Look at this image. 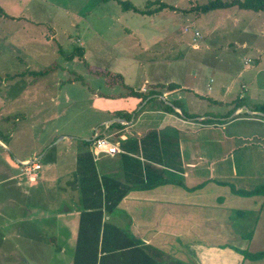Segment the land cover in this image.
Returning <instances> with one entry per match:
<instances>
[{"label":"crops","instance_id":"crops-1","mask_svg":"<svg viewBox=\"0 0 264 264\" xmlns=\"http://www.w3.org/2000/svg\"><path fill=\"white\" fill-rule=\"evenodd\" d=\"M211 14L215 13H201L196 18L202 23V15ZM206 19L209 26L211 21L208 17ZM224 20L217 19L216 30L223 27ZM196 31L200 30L197 28ZM205 34L208 33L202 34L201 40ZM244 34L248 33L239 31L236 36L221 33L218 41L209 39L224 46L234 37L243 47L247 44L241 38ZM198 48L209 51L212 44ZM260 51L261 47L255 49L260 65L253 71L244 69L251 77L242 80L240 85L230 78L203 82L200 74L207 69L201 58L184 57L180 61L195 63V72L188 73L192 81L165 77V73H160L165 60L149 59L148 63L156 61L159 65L154 68V62L148 67L149 72L146 68L140 74L135 71V77L144 78L141 88L126 79L121 70L113 68L123 75L128 87L144 94L151 90L161 91L154 94L153 99L149 97L144 101L137 96L126 97L124 94L128 89L123 85L108 86L103 76L91 74L86 65L82 71L86 76L72 73L77 77L70 80L85 78L83 83L92 95L89 99L93 101L91 109L98 117L78 130L54 125L51 140L42 150L22 149V153H18L15 146L18 132H12L5 124L18 117L5 118L4 128L0 129V264H75L82 216L80 176L87 170L89 163L85 154L88 152L92 154L102 181L103 197L106 200L108 196L109 202L102 208L105 230L102 228L100 244L96 250H90L85 262L264 264V258L254 261L240 252L258 251L253 248L257 226L245 230L243 219L252 210L258 211V221L264 217V196L242 194L255 190L257 186L237 188L229 182L227 172L233 154L238 153V158L246 159L253 155V151H260L247 144L245 132H237L228 126L232 122L228 114L233 107L237 115L238 109L245 104L258 111L263 92L257 78L264 74V56ZM87 55L84 49L86 63ZM137 59L131 58L138 67ZM231 73L235 72L231 70ZM89 74L103 80L100 89L93 87ZM244 74H234L232 79ZM170 83H176L177 87L169 90L161 86ZM62 84L57 82L59 87ZM117 87L122 89L117 90ZM103 88L107 92H102ZM100 95L111 104L98 103L96 98ZM61 96L67 103L74 98L65 91L54 97ZM111 99L117 100V104ZM122 99L124 103H120ZM238 101H241L240 105H236ZM174 102L180 106L168 109L166 105ZM208 104L212 106L211 114L206 110ZM53 113L55 120L56 113ZM24 115L21 113L20 116ZM90 116H94L93 113ZM115 118L122 120L114 121ZM205 120L213 122L205 123ZM108 121L110 126L100 129L99 126ZM99 129L117 146L115 155L94 154L93 142ZM200 131L211 136V143L203 138L204 134H199ZM240 135L244 140L238 139ZM27 138L30 137L24 135V139ZM204 141L205 145L202 144ZM32 160L41 165L35 179L24 170V163ZM261 162L260 166L264 159ZM249 175L253 173L241 170L244 183ZM83 261L82 257L79 264Z\"/></svg>","mask_w":264,"mask_h":264},{"label":"rangeland","instance_id":"rangeland-1","mask_svg":"<svg viewBox=\"0 0 264 264\" xmlns=\"http://www.w3.org/2000/svg\"><path fill=\"white\" fill-rule=\"evenodd\" d=\"M130 1L145 10L158 6L156 3L147 4L148 0ZM157 1L173 5L176 9L166 7L151 15L124 10L114 0L107 2L102 0H0V6L10 15L6 17L0 13V129L4 128L5 118L18 117L5 123L12 132L16 130L18 132L15 140L18 153H22V149H45L46 144L51 140L54 125H60L62 129L78 130L88 121L98 117V114L91 109L93 101L89 99L92 95L89 87L83 83L85 78L81 77L82 81L70 80L77 77L72 76V73H79L78 76L83 73L86 62L81 52L83 53L84 49L88 53L86 56L88 65L104 68V70L106 68L112 71H114L113 68L121 70L126 79L135 82L137 88H141L145 81L143 77H135V71H139L136 74H140L146 68L149 72L148 67H151L154 62V68H156L159 65L156 61L147 62L154 58L165 60L160 66L162 71L160 73H165V77L168 78L192 81L188 73L191 70L195 72L197 67L194 62H180L186 57L202 59L207 69L200 74L203 82L207 79L218 81L221 78H230V81L237 80L240 85L242 80L250 79V73L244 69L253 71V68L260 65L256 59L255 49L261 47L260 53L264 56V11L234 6L230 7L231 10L224 12L211 11L215 14L210 16L202 15L201 20L204 19V22L201 23L196 18L199 15L190 9L194 5L204 4L210 0ZM206 17L211 21L209 26L205 22ZM219 18L225 20L221 25L223 27L216 30L214 24ZM197 28L200 31L195 32ZM239 31L248 33L241 37L247 42L243 47L234 37L224 46H218L216 42L212 43L214 40L218 41L221 33L236 36ZM205 32L208 34H205L204 39L201 40ZM209 38H213V41L210 42ZM210 43L212 49L209 51L206 48L205 50L198 48ZM70 53L77 54L72 59H68L66 55ZM133 57L138 58V67L132 62ZM47 67H54V69L39 78L31 73L19 75L23 71H37ZM231 70L235 73L232 74ZM234 74L244 75L232 79ZM88 78L95 89L102 87L101 78L94 75ZM257 80L263 92L259 106L264 104V84L262 83L264 74L258 76ZM57 82L63 83L61 87L57 85ZM103 89L102 92H107L105 88ZM118 89L122 88L117 87ZM64 91L74 96L68 102L69 104L62 96L54 97L58 94L62 95ZM100 96L96 98L98 103L111 104L108 99ZM123 100H120V103H124ZM111 101L117 104V100L111 99ZM240 102L238 101L236 105H240ZM200 107L197 108L200 109ZM211 109L212 106L208 104L206 110L209 114ZM235 109L233 107L228 114L232 121L228 126L237 132H245L247 144L260 151H253V155L246 159L238 158V153L233 154L227 167L229 182L242 189H252L256 186V188H263L264 162L262 166L260 165L261 160L264 159V115L259 113L263 111L253 110L251 106L245 104L240 110L238 109L237 115L234 113ZM53 112L56 113L55 120H53ZM21 113L25 115L20 116ZM91 113L94 116H90ZM208 122L213 121L205 120V123ZM226 122L229 121L226 120ZM10 124H12L11 127ZM103 124L99 126L100 129L104 126L108 128L110 121ZM100 129L99 133H101ZM199 134H204L203 138L211 143V136L206 131H200ZM24 135L30 138L24 139ZM238 139L242 141L244 137L240 135ZM202 144L205 145V141ZM207 163L209 161H206ZM241 170L253 173L246 177L245 183ZM233 172L235 174H232ZM257 212L256 210L248 211L243 221L245 230L249 231L256 224V242L253 248L261 251L264 250V217L258 221ZM252 222L254 223L250 225Z\"/></svg>","mask_w":264,"mask_h":264},{"label":"trees","instance_id":"trees-1","mask_svg":"<svg viewBox=\"0 0 264 264\" xmlns=\"http://www.w3.org/2000/svg\"><path fill=\"white\" fill-rule=\"evenodd\" d=\"M103 2H107L110 0H102ZM117 1L124 10H133L135 12H140L143 14H154L155 12H158L166 7H170L172 9H176L173 5H168L165 2L157 1V0H148L147 4L150 3H156L158 4L157 7L149 10H145L142 8H139L136 6L132 1L130 0H114ZM238 6L242 9H251L254 11H264V0H210L207 3L204 4H198L191 7L190 10L195 11L197 14L201 13H207L215 9L220 8H229ZM0 13L3 14L6 17H10L2 7H0ZM82 48V47H81ZM77 53H70L67 54L68 59H72ZM80 55V54H79ZM81 55L83 53L81 52ZM87 68L90 70L91 73L97 75V76H103L106 79V84L108 86H114L115 84L124 85L128 88L127 93L124 95H132L141 97L144 101L145 99L151 97L153 99L154 94H159L161 91L158 90H151L147 94H144L143 92L137 91L131 87H128L124 81H123V75L119 72H113L110 70L105 71L104 68H97L92 65H88L86 63ZM54 69V67H47L41 70L33 71V70H27L21 72L19 75H25L26 73L33 74L36 78H39L41 76H44L51 72ZM80 79V78H78ZM163 87L168 88L169 90H172L177 87L176 83H170L168 85H161ZM123 96V95H121ZM168 109L174 110L175 107H179V103L174 102V104H167L166 105ZM175 106V107H174ZM259 111L264 112V104L258 106ZM183 113L186 116L188 115L186 112L183 111ZM121 116V115H118ZM86 144L92 143V141H84ZM86 155V161H88L89 164L86 165L87 170H84L83 173H81L80 176V184H81V206H82V216H81V222H80V230H79V240L78 245L76 249V260L75 264H79V260L83 257V263L82 264H89L90 260L88 262H85V257L89 255L90 250L93 248L96 250L98 248V245L100 244V234L103 228V231L105 230V222L103 221V211L102 208L104 206V203H106V207L108 206L109 197L106 196V200L103 197V188H102V181L99 178L98 171L93 164V157L91 152H88ZM263 188H256L253 191H247L242 192L244 195H262L264 196V185H262ZM239 250V249H238ZM85 252H87L85 254ZM240 252L249 259L252 260H259L264 258V250L256 251V252H250V251H241ZM97 253V252H96ZM79 256V259L77 260V257ZM78 261V262H77ZM81 262V261H80ZM95 263V260H93V263Z\"/></svg>","mask_w":264,"mask_h":264},{"label":"built area","instance_id":"built-area-1","mask_svg":"<svg viewBox=\"0 0 264 264\" xmlns=\"http://www.w3.org/2000/svg\"><path fill=\"white\" fill-rule=\"evenodd\" d=\"M96 139L93 142L96 156L102 152L108 153L110 155H115L118 152L116 145L112 144L108 139H106L101 133H96ZM99 134V135H98ZM25 173L29 175L31 179H35L37 176L36 171L40 168V163L37 161H29L24 163Z\"/></svg>","mask_w":264,"mask_h":264},{"label":"water","instance_id":"water-1","mask_svg":"<svg viewBox=\"0 0 264 264\" xmlns=\"http://www.w3.org/2000/svg\"><path fill=\"white\" fill-rule=\"evenodd\" d=\"M173 105V104H172ZM175 107V106H174ZM260 114H262V115H264V112H259ZM120 120H122V119H120V118H115V120L114 121H120Z\"/></svg>","mask_w":264,"mask_h":264}]
</instances>
